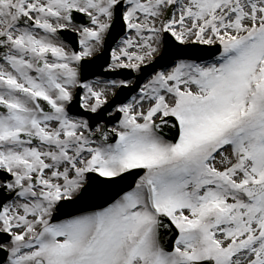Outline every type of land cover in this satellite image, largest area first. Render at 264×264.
Wrapping results in <instances>:
<instances>
[{
	"label": "snow or ice",
	"instance_id": "6c2138e0",
	"mask_svg": "<svg viewBox=\"0 0 264 264\" xmlns=\"http://www.w3.org/2000/svg\"><path fill=\"white\" fill-rule=\"evenodd\" d=\"M0 264H264V0H0Z\"/></svg>",
	"mask_w": 264,
	"mask_h": 264
}]
</instances>
